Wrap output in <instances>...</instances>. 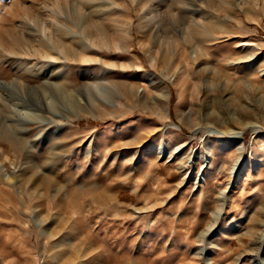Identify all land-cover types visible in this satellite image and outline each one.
<instances>
[{
    "label": "rangeland",
    "instance_id": "obj_1",
    "mask_svg": "<svg viewBox=\"0 0 264 264\" xmlns=\"http://www.w3.org/2000/svg\"><path fill=\"white\" fill-rule=\"evenodd\" d=\"M0 264H264V0H0Z\"/></svg>",
    "mask_w": 264,
    "mask_h": 264
},
{
    "label": "bare ground",
    "instance_id": "obj_2",
    "mask_svg": "<svg viewBox=\"0 0 264 264\" xmlns=\"http://www.w3.org/2000/svg\"><path fill=\"white\" fill-rule=\"evenodd\" d=\"M83 45V44H82ZM245 46H248V44H244ZM250 46V45H249ZM250 57L249 58H247V59H249V60H251L252 59V55H249ZM69 95V98H67L68 100L70 99L71 100V102L74 104L75 103V101H76V98L73 96H71L70 94H68ZM68 97V96H67Z\"/></svg>",
    "mask_w": 264,
    "mask_h": 264
}]
</instances>
